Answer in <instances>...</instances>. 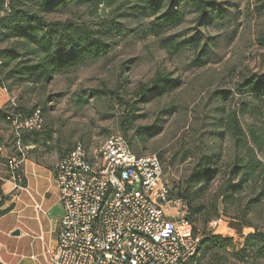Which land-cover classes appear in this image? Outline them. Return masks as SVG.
Listing matches in <instances>:
<instances>
[{
    "label": "rangeland",
    "instance_id": "1",
    "mask_svg": "<svg viewBox=\"0 0 264 264\" xmlns=\"http://www.w3.org/2000/svg\"><path fill=\"white\" fill-rule=\"evenodd\" d=\"M216 1L221 11L208 23L198 25L195 13L183 9L184 22L164 26L158 36L150 30L155 17L139 15L129 1L113 9L103 4L96 9V0H68L53 11L43 12L52 28L57 27L55 22H62L88 25L102 32L110 48L98 58H86L56 72L45 88L11 82L0 86L16 95L15 102L24 101L35 111L41 110L42 124L35 130L47 144H38L35 153L44 162L55 163L79 142L93 150L111 135H125L129 115L133 127L125 136L133 149L158 153L171 186L177 185L183 167L178 161L185 150L201 141H205V149L214 143L209 133L213 127V94L233 88L243 74L264 73V0ZM3 14L0 10V16ZM13 40L0 35V48ZM176 41H186L187 45L175 50L169 42ZM0 73L2 76L4 72ZM160 75L172 79L175 87L138 101L141 87H150ZM147 126L154 128L141 134V128ZM193 132L202 140L193 142ZM14 155L24 157L19 148ZM172 156L177 158L173 164ZM233 223L226 216L210 222L207 229L199 223L201 238L206 239L205 234L223 237L224 247L204 246L192 264H251L240 259L241 240ZM258 262L264 264V259Z\"/></svg>",
    "mask_w": 264,
    "mask_h": 264
},
{
    "label": "trees",
    "instance_id": "2",
    "mask_svg": "<svg viewBox=\"0 0 264 264\" xmlns=\"http://www.w3.org/2000/svg\"><path fill=\"white\" fill-rule=\"evenodd\" d=\"M128 1L134 3L132 8L139 15L155 17L150 30L156 36L164 31V26L184 22L186 14L183 9L190 8L195 13L198 25L208 23L214 13L221 11L216 7V0H96L95 8L103 4L105 8L113 9ZM76 2L83 3V0ZM66 3L68 0H0V10L4 11L0 16V35L6 40L14 39L8 47L0 48V70L4 72L0 75V86L7 87L6 82H11L12 85L30 83L45 88L56 72L86 58H98L109 50V42L102 32L88 25L55 22L57 27L52 28L42 13ZM261 42L264 44V39ZM169 43L175 50L187 45L186 41ZM173 83L168 77L157 76L150 87H141L138 101L172 90ZM8 89L11 90V85ZM213 98V127L209 131L214 139L213 146L205 149V141H201L185 150L178 161L183 166L182 175L178 184L172 187L171 194L187 203L188 218L196 234L199 223L207 229L210 222L223 216L234 222L232 225L237 233L242 227L254 228L252 235L239 242V254L241 260L255 262L264 259V73L243 74L233 88L220 89ZM129 108L127 112L133 105ZM34 111L33 106L29 107L20 100L1 107L0 142H4L3 127L13 128L11 118L24 119ZM127 116V125L123 128L125 135L133 127L130 116ZM249 118L251 120L246 121ZM153 128L142 127L140 133ZM50 134L51 131L48 137ZM191 134L193 142L202 140L196 133ZM12 138L22 146L47 144V141H41L35 129L21 130L16 138L12 136L9 140ZM176 159L172 156L171 164ZM204 236L203 248L206 245L209 248V244L224 247L223 237Z\"/></svg>",
    "mask_w": 264,
    "mask_h": 264
},
{
    "label": "built area",
    "instance_id": "3",
    "mask_svg": "<svg viewBox=\"0 0 264 264\" xmlns=\"http://www.w3.org/2000/svg\"><path fill=\"white\" fill-rule=\"evenodd\" d=\"M11 119L18 135L43 120L40 110ZM20 163L9 160L17 176ZM54 172L64 213L50 264H192L200 254L202 238L158 153H139L116 134L93 150L75 144Z\"/></svg>",
    "mask_w": 264,
    "mask_h": 264
},
{
    "label": "crops",
    "instance_id": "4",
    "mask_svg": "<svg viewBox=\"0 0 264 264\" xmlns=\"http://www.w3.org/2000/svg\"><path fill=\"white\" fill-rule=\"evenodd\" d=\"M15 98L13 92L0 87V108ZM1 133L4 142H0V264H50L49 256L58 244L64 213L55 180L57 162H44L35 153L37 144L23 146L24 153L20 142L13 138L9 141L16 135L12 126L5 125ZM18 148L24 157L20 158L17 176L9 168V160ZM253 233L254 228L246 226L236 235L243 241ZM258 261L251 259V264H259Z\"/></svg>",
    "mask_w": 264,
    "mask_h": 264
}]
</instances>
